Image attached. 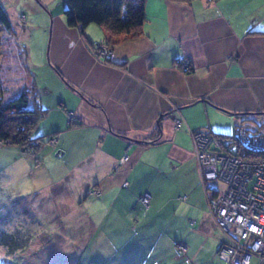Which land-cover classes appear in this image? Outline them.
<instances>
[{
  "label": "crops",
  "instance_id": "obj_1",
  "mask_svg": "<svg viewBox=\"0 0 264 264\" xmlns=\"http://www.w3.org/2000/svg\"><path fill=\"white\" fill-rule=\"evenodd\" d=\"M33 2L25 27L38 16L42 32L12 23L28 11L18 2L2 45L25 64L16 91L28 89L43 112L37 137L57 139L40 149L57 160L50 189L65 224L73 213L85 220L77 241L104 264H229L217 255L224 235L207 202L225 186L203 182L191 132L261 130L264 0H146L141 34L112 37L108 56L95 52L108 41L103 27L67 25V0ZM145 192L148 209L138 200Z\"/></svg>",
  "mask_w": 264,
  "mask_h": 264
},
{
  "label": "rangeland",
  "instance_id": "obj_2",
  "mask_svg": "<svg viewBox=\"0 0 264 264\" xmlns=\"http://www.w3.org/2000/svg\"><path fill=\"white\" fill-rule=\"evenodd\" d=\"M0 2L10 14L11 22L15 18L12 9L18 2L20 7L28 9L20 12L22 23L12 22L20 24V32L24 29L33 31V34L42 32L43 26L39 25L42 18L38 16L33 17L40 19L34 21L35 25L25 27L26 18L30 22L29 18L33 16V0ZM3 32L7 33L6 30ZM0 48V84L3 101L6 102L19 94L16 86L21 81L25 64L18 63L14 49L13 52L10 49L6 51L2 42ZM4 56L10 58L9 67H6L8 63ZM253 124H259L264 131V120L259 119ZM256 129L259 128L252 124L249 126L252 132ZM230 134L234 136L235 131ZM31 136H38L36 128ZM45 154L44 149L31 154L23 152L16 144L0 145V264H104V259L94 254L92 243L77 241L86 227L85 220L73 213L69 216L68 225L65 224L63 199L50 189L59 180L58 163Z\"/></svg>",
  "mask_w": 264,
  "mask_h": 264
},
{
  "label": "built area",
  "instance_id": "obj_3",
  "mask_svg": "<svg viewBox=\"0 0 264 264\" xmlns=\"http://www.w3.org/2000/svg\"><path fill=\"white\" fill-rule=\"evenodd\" d=\"M96 48V54L108 56L112 53V48L105 44H97ZM178 65L188 71L191 61L184 58ZM68 119L72 123L76 116L71 112ZM191 134L203 182L221 181L225 186L207 198L208 209L224 235L217 251L218 257L229 264H252L253 256L263 261L264 131L252 132L248 124H241L235 135L227 140L211 131H194ZM56 142V137H48V143L54 145ZM237 145L247 149L251 155L237 154ZM94 194L98 192L94 191ZM138 200L148 209L151 193L145 192ZM179 250L185 252L186 247L180 245Z\"/></svg>",
  "mask_w": 264,
  "mask_h": 264
},
{
  "label": "trees",
  "instance_id": "obj_4",
  "mask_svg": "<svg viewBox=\"0 0 264 264\" xmlns=\"http://www.w3.org/2000/svg\"><path fill=\"white\" fill-rule=\"evenodd\" d=\"M170 1L188 2L190 0ZM65 17L67 25L70 27L83 29L90 24L103 27L108 34V41L105 45L111 47L113 45L112 37L141 34L142 26L146 20V0H67ZM10 29V18L0 2V43L2 42V31H10ZM1 54L2 49L0 48V57ZM29 102L30 91L28 89L22 90L15 97L4 102L0 84V142L16 144L23 152L32 154L40 150L42 143L48 142L49 136L36 138L31 136L32 130L41 120L43 112L37 108H31ZM256 131L261 130L256 129ZM219 136L233 137V135L225 134ZM235 152L242 156L251 155L241 145H237Z\"/></svg>",
  "mask_w": 264,
  "mask_h": 264
},
{
  "label": "water",
  "instance_id": "obj_5",
  "mask_svg": "<svg viewBox=\"0 0 264 264\" xmlns=\"http://www.w3.org/2000/svg\"><path fill=\"white\" fill-rule=\"evenodd\" d=\"M56 155H59V152H57Z\"/></svg>",
  "mask_w": 264,
  "mask_h": 264
}]
</instances>
